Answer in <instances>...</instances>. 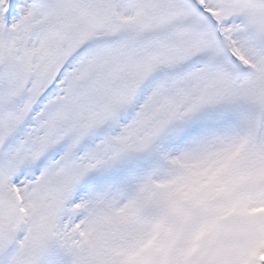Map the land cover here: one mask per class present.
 I'll return each instance as SVG.
<instances>
[{
  "label": "snow or ice",
  "instance_id": "obj_1",
  "mask_svg": "<svg viewBox=\"0 0 264 264\" xmlns=\"http://www.w3.org/2000/svg\"><path fill=\"white\" fill-rule=\"evenodd\" d=\"M0 264H264V0H0Z\"/></svg>",
  "mask_w": 264,
  "mask_h": 264
}]
</instances>
